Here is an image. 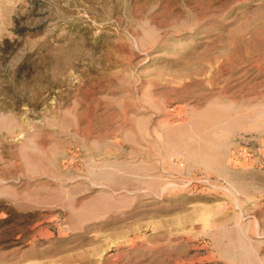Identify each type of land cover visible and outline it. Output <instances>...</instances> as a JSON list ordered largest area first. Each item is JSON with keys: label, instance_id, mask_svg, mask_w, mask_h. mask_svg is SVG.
Returning <instances> with one entry per match:
<instances>
[{"label": "rangeland", "instance_id": "374dc122", "mask_svg": "<svg viewBox=\"0 0 264 264\" xmlns=\"http://www.w3.org/2000/svg\"><path fill=\"white\" fill-rule=\"evenodd\" d=\"M0 264H264V0H0Z\"/></svg>", "mask_w": 264, "mask_h": 264}]
</instances>
